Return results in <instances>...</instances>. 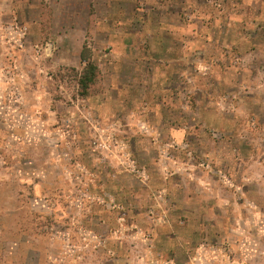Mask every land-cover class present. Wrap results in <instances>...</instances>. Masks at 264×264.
<instances>
[{
	"label": "rangeland",
	"instance_id": "1",
	"mask_svg": "<svg viewBox=\"0 0 264 264\" xmlns=\"http://www.w3.org/2000/svg\"><path fill=\"white\" fill-rule=\"evenodd\" d=\"M0 264H264V0H0Z\"/></svg>",
	"mask_w": 264,
	"mask_h": 264
},
{
	"label": "trees",
	"instance_id": "2",
	"mask_svg": "<svg viewBox=\"0 0 264 264\" xmlns=\"http://www.w3.org/2000/svg\"><path fill=\"white\" fill-rule=\"evenodd\" d=\"M84 49H86L85 45L81 51L80 56L85 64L77 80L79 85V93L81 95L87 94L89 85L95 81L97 75V66L91 60H87L84 57Z\"/></svg>",
	"mask_w": 264,
	"mask_h": 264
}]
</instances>
